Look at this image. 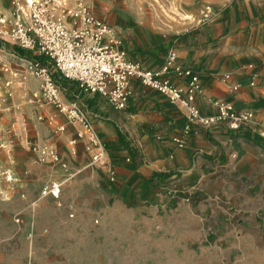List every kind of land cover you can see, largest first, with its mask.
Here are the masks:
<instances>
[{
	"label": "crops",
	"instance_id": "obj_1",
	"mask_svg": "<svg viewBox=\"0 0 264 264\" xmlns=\"http://www.w3.org/2000/svg\"><path fill=\"white\" fill-rule=\"evenodd\" d=\"M187 1L191 4L185 0L181 7L195 4ZM204 1L212 8L210 16L194 25L177 22L167 29L152 22L143 24V13L133 20L126 9H120L109 18V39L148 69H159L176 53V64L201 75L204 93L197 97V104L203 113H216L211 100L220 99L254 112L253 121L235 129L228 122L208 127L193 124L191 132L182 135L188 122L184 110L140 80L133 79L134 94L127 107L118 109L100 93L81 92L77 81L53 67L55 78L62 77L56 78L62 101H78L106 145L108 159L118 171L117 182L110 183L105 169L89 165L84 144L79 143L74 153L71 140L80 125L67 123L66 131L55 138L53 122L37 118L38 111L50 115L52 110L49 104L37 105L33 98L40 91V79L16 77L12 91L16 112L3 111L7 127L0 131L4 211L9 210L7 198L15 191L7 186L17 185L29 193L28 199L17 197L16 204L29 225L40 228L44 215L51 228L55 223L65 230L60 238L50 235L53 241L67 238L89 250L107 247L114 255L128 247L129 260L156 259L172 252L183 259L210 260L235 252L239 261L264 255V0ZM5 2L1 0L0 5ZM186 8L188 13L196 12L195 7ZM255 72L259 76L251 86ZM166 76L186 87L187 79L174 68ZM237 83L241 86L235 91ZM20 116L34 126L33 157L37 160L42 148L57 149L60 144L66 168L49 170L36 160L28 164L26 149L32 141ZM175 136L184 138L183 146L174 141ZM29 171L32 180L24 182L23 175ZM57 179L67 183L62 195L69 199L74 193L83 199L80 206L72 199L64 201L74 208V219H67L63 209L58 212L41 200H32L43 185ZM173 184L182 190L174 198L168 194ZM90 194L99 206H92ZM55 213L68 222L55 221ZM105 254L98 257L105 261Z\"/></svg>",
	"mask_w": 264,
	"mask_h": 264
},
{
	"label": "built area",
	"instance_id": "obj_2",
	"mask_svg": "<svg viewBox=\"0 0 264 264\" xmlns=\"http://www.w3.org/2000/svg\"><path fill=\"white\" fill-rule=\"evenodd\" d=\"M9 9V15H0V38L12 40L20 47L42 56L41 59H31L30 68L41 80L47 99L66 116V123L60 124L58 129L66 130L67 123L80 125L71 140L74 153L78 152L79 143L84 144L89 151L91 165L105 169L110 183L117 182L118 171L108 159L106 145L78 101L71 104L62 101L60 84L54 76L53 67L64 77L77 81L81 92L100 93L118 109L127 107L134 94L133 79L140 80L143 85L166 95L173 104L184 110L188 122L183 127L182 135L189 134L193 124L208 127L228 122L235 129L254 119V112L237 109L233 103L220 99L211 100L216 113H203L197 104V97L204 93L201 75L176 64V53H171L159 69L144 67L140 61L131 59L119 42L109 39L111 25L95 15L88 6L81 4L71 9L62 0H10ZM212 13L211 6H206L204 17ZM66 15L71 16L70 23H67ZM171 68L187 79L186 87L174 84L166 76ZM6 69L10 70L8 67ZM258 76V72L252 75L251 86L256 85ZM240 86L237 83L233 89L236 91ZM174 141L180 146L185 143L182 136H175ZM40 152L43 160L49 159L51 164L60 161L57 149L42 148ZM61 193L63 185L59 182H53L42 190L43 195L56 199L61 197ZM180 193L182 190L176 184L168 190L172 198ZM70 216L73 217L74 213H70Z\"/></svg>",
	"mask_w": 264,
	"mask_h": 264
},
{
	"label": "rangeland",
	"instance_id": "obj_3",
	"mask_svg": "<svg viewBox=\"0 0 264 264\" xmlns=\"http://www.w3.org/2000/svg\"><path fill=\"white\" fill-rule=\"evenodd\" d=\"M1 1V0H0ZM185 0H70V7L75 9L81 3L84 6H88L90 10L97 16L102 17L109 21V18H113L117 11L120 9H126L127 13L134 19H139L143 13L142 23L149 24L150 22L154 25H158L163 28H170L171 25L177 22H187L188 25L197 24L200 19L204 17L203 9H206V6L210 5L204 0H190L186 3L191 6L181 7V3ZM10 0H6L5 3L0 7L1 13H5L6 10L9 12ZM133 6L137 8V15L135 16L132 12ZM193 9L196 8V12L188 13L187 8ZM192 13V14H191ZM7 14V13H5ZM186 20V21H185ZM135 26V25H133ZM167 29V28H164ZM3 42L0 45V131L7 127V121L4 120V112L7 113L13 112L15 115V110L13 111L12 103V91L14 90L16 77H12L10 72H7L6 67L10 70H16L18 72V77L20 80L27 78H38L34 73L33 69L30 68V60L20 57L18 53L14 54V50L19 52L22 55H29L31 59L39 58L42 56L35 54L30 49H24L18 44L9 39L0 38ZM48 64V61L45 62ZM52 66V65H51ZM17 77V78H18ZM56 78L60 81L62 79L61 75H57ZM39 79V78H38ZM7 93L5 92V90ZM38 94L33 98L36 101L37 105L41 107L44 104H49L52 106L51 114L47 115L43 112H37L36 116L40 121L43 122H53L54 132L52 136L57 138L59 134H62L66 130L58 129V126L66 119L64 114H61L59 109L52 104L49 99H47L44 91L42 90V83L40 80V91L36 92ZM32 98V99H33ZM7 109V110H4ZM9 109V110H8ZM61 115V116H60ZM21 120H24L26 128L29 133V139L32 141L30 148L26 149L28 164H34L35 158L33 153L36 151L35 140H34V126L27 117L20 116ZM11 129L13 126H9ZM1 137H0V146H1ZM60 144H58L57 150L60 155V161L56 163H49V159L46 161L43 160L42 156L36 160V162L47 165L49 170H58L61 168H66L67 161L62 159ZM51 148H49L50 150ZM38 151L40 148L38 147ZM2 158V153H0ZM35 162V163H36ZM91 166V159L88 162ZM98 167L97 165H93ZM25 172V170L23 169ZM75 173H73V176ZM3 169L0 167V191L4 188L3 185ZM6 176V175H5ZM24 182H30L32 180L31 171L23 175ZM6 179V177H5ZM61 182L60 179L51 180L47 184L43 185L37 193L33 195V202L41 200L43 203L50 206L52 209L55 208L58 212L62 210L63 215L67 219H74L77 214L74 208L67 206L65 200L72 199L75 203V206H80L82 204L81 195L76 197L73 194L69 197L61 195L59 199L54 198L51 195H43L42 190L45 187H50L54 182ZM101 181H104L101 179ZM67 183H63V187H66ZM10 189H15L12 196L7 198L9 210H5V205L0 202V264H264V255L256 254L251 260H237L238 255L234 253L228 254L225 258L210 260L207 258H191L183 259L180 254L177 252H172L170 254H165L164 256L157 257L156 259H151V256L143 257L142 260H129L131 255L128 254L130 248L125 247L122 251L114 254L107 252V247H90V250L87 246L78 245L74 246L71 240L60 239L53 241L51 236H56L57 238L62 237L65 233L64 229L57 228L53 223V228L50 226V221L46 216H41L40 218V228H36L34 225H29V219L22 214L23 212L16 211L17 197L29 198V193L26 189L19 188L20 186H7ZM74 196V197H72ZM65 197V198H63ZM90 201H92V206H99L100 202L95 195L90 194ZM67 202V201H66ZM75 213V217H71L70 213ZM56 214V213H55ZM64 220L63 216L56 214V220ZM95 223L98 221L95 219ZM106 248V249H105ZM100 249V250H98ZM98 250V251H96ZM101 252H106V260L103 261L98 256ZM108 253V254H107Z\"/></svg>",
	"mask_w": 264,
	"mask_h": 264
},
{
	"label": "bare ground",
	"instance_id": "obj_4",
	"mask_svg": "<svg viewBox=\"0 0 264 264\" xmlns=\"http://www.w3.org/2000/svg\"><path fill=\"white\" fill-rule=\"evenodd\" d=\"M62 3H63L64 5L69 6V7H70V5H71L70 0H62ZM81 4H82V3H81ZM81 4H80L79 6H81ZM79 6H78V7H79ZM70 8H71V7H70ZM76 8H77V7H76ZM71 9H72V8H71ZM132 12H133V14L136 16V15H137V8H135V7L133 6V10H132ZM9 13H10V10H9V12H7L6 15H9ZM65 19H66L67 23H70L71 16H70V15H66ZM110 33H112V31H111ZM110 33H109V35H110ZM10 71H11V72H10ZM7 72H10V74L12 75V77H18V72H17L16 70H9V71H7ZM60 181H61V182H59V183H61V184L63 185L64 181H63V180H60ZM54 182H57V181H54Z\"/></svg>",
	"mask_w": 264,
	"mask_h": 264
},
{
	"label": "trees",
	"instance_id": "obj_5",
	"mask_svg": "<svg viewBox=\"0 0 264 264\" xmlns=\"http://www.w3.org/2000/svg\"><path fill=\"white\" fill-rule=\"evenodd\" d=\"M2 42H3V41L0 39V45H1ZM20 57H22V58H26V59H28V60H31V56H29V55L24 56V55L20 54Z\"/></svg>",
	"mask_w": 264,
	"mask_h": 264
}]
</instances>
